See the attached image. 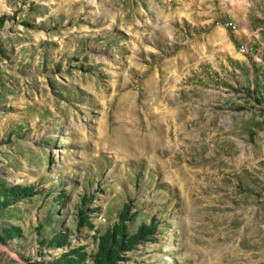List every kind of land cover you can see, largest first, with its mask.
Segmentation results:
<instances>
[{
  "label": "rangeland",
  "instance_id": "obj_1",
  "mask_svg": "<svg viewBox=\"0 0 264 264\" xmlns=\"http://www.w3.org/2000/svg\"><path fill=\"white\" fill-rule=\"evenodd\" d=\"M102 246L264 264V0H0V264Z\"/></svg>",
  "mask_w": 264,
  "mask_h": 264
},
{
  "label": "bare ground",
  "instance_id": "obj_2",
  "mask_svg": "<svg viewBox=\"0 0 264 264\" xmlns=\"http://www.w3.org/2000/svg\"><path fill=\"white\" fill-rule=\"evenodd\" d=\"M121 130V132L123 131V129L121 128L120 129ZM124 137H122V144L125 146V148L126 149H130V148H132V149H134V150H136V147H135V143H134V140H133V135H126V134H122ZM126 135V136H125ZM143 144H144V146H145V150H150V151H152V150H154L152 153H156L157 151L158 152H160V151H162V150H160V148L158 147V146H153L152 145V143H150L149 142V140H144L143 142H142ZM159 149V150H158ZM164 151V150H163ZM197 154H200L201 155V152H197ZM239 163V162H238ZM235 166H237L236 164H235ZM13 178V184H17L18 183V176H17V174L16 173H14V177H12ZM17 181V182H16ZM233 221H235V220H233Z\"/></svg>",
  "mask_w": 264,
  "mask_h": 264
},
{
  "label": "trees",
  "instance_id": "obj_3",
  "mask_svg": "<svg viewBox=\"0 0 264 264\" xmlns=\"http://www.w3.org/2000/svg\"><path fill=\"white\" fill-rule=\"evenodd\" d=\"M107 242H108V244H109V241H108V239H107ZM100 255H101V257H103V262H104V264H109L108 262V251L105 249V247H103L102 246V250H101V253H100ZM97 264H100L99 262L97 263Z\"/></svg>",
  "mask_w": 264,
  "mask_h": 264
}]
</instances>
